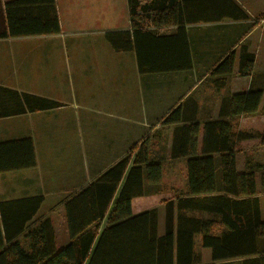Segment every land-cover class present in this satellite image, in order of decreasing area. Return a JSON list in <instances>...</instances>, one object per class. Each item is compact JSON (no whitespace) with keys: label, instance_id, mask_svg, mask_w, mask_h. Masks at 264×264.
Listing matches in <instances>:
<instances>
[{"label":"crops","instance_id":"crops-1","mask_svg":"<svg viewBox=\"0 0 264 264\" xmlns=\"http://www.w3.org/2000/svg\"><path fill=\"white\" fill-rule=\"evenodd\" d=\"M6 1L0 0V143L30 139L36 164L32 168L0 172V204H13L7 214L16 230L35 205L34 200L40 198L42 202L23 232L11 242L5 241L0 220L2 251L9 247L28 252L41 248L42 243L31 234L46 219L51 222L56 248L69 244L66 201L126 157L132 147H147V150L197 147L196 153L200 155L202 147L229 146L223 136L230 130L233 147H264L257 135L264 128V96L259 110L250 115L232 116L223 105L229 95L245 92L251 85V76L239 74L242 45L255 55L253 74L259 84H264V18L257 20L264 15V0H235L250 20L185 24L191 68L146 73L139 70L136 45L118 51L107 33L131 34L135 25L153 32L152 37L138 34L141 53L149 60L155 62L163 55L166 58L181 55V44L159 45L153 37L177 35L175 25L159 29L156 25L159 11L173 7L179 0H137L135 15L131 14L128 0H55L58 33L16 36L4 35L9 30ZM30 13L34 17L45 15L43 6L33 12L18 9L14 13L18 17L13 20L18 22ZM24 24L26 21L18 23L20 30L25 28ZM231 51L236 52L233 73L221 87L219 77L212 75V70ZM23 95L51 100L56 106L30 110L25 108ZM23 105L25 109L19 112ZM175 109L179 122L166 123V117ZM239 131L252 136L239 139ZM137 149L132 153L129 167ZM149 152L154 160H164L163 156L158 159ZM154 152L159 154L158 149ZM240 153L244 152L238 150L236 154L239 174L244 172L246 161L244 158L240 161ZM171 159L184 161L186 169L184 186L170 188L173 193L170 200L176 201L189 197L186 158ZM214 161L217 191L222 194L220 154L214 155ZM256 181L259 192V174ZM163 182V170L158 183H150L145 176L143 196L132 200L133 214L158 210L159 235L165 232L166 205L156 202L155 206H149L143 200L150 195L164 196ZM172 182L175 184V179ZM257 196L260 198V194ZM106 226L107 216L98 231ZM197 240L201 244V235H196L195 244ZM204 249L210 252V261L203 264H210L211 250ZM244 259L215 263L242 264ZM13 262H16L13 256L5 261L0 259V264Z\"/></svg>","mask_w":264,"mask_h":264},{"label":"trees","instance_id":"trees-1","mask_svg":"<svg viewBox=\"0 0 264 264\" xmlns=\"http://www.w3.org/2000/svg\"><path fill=\"white\" fill-rule=\"evenodd\" d=\"M131 14L135 15L137 0H128ZM43 6L45 15L27 14L18 22L13 20L18 10L33 12ZM6 18L9 30L5 36L53 34L60 31L55 0H7ZM158 15L157 29L177 26V35L153 36L159 45L181 44L183 52L160 61H151L141 53L138 34L151 36L152 31L136 28L133 32H109L107 38L118 50H127L136 45L139 70L142 73L158 70H183L191 68L185 24L199 22L213 23L223 19L234 21L250 20L249 14L235 0H179L173 7L162 9ZM173 17V19H172ZM262 15L257 20L263 19ZM26 21L20 30L18 23ZM157 32V31H156ZM156 35V33H155ZM169 57V56H168ZM236 52H229L212 70L224 87L233 73ZM255 55L241 46L239 74L251 76L250 88L242 93L229 95L223 101L232 116L256 113L264 96V84H259L253 74ZM25 108L43 110L56 106L44 98L23 95ZM22 109L19 111H23ZM222 105V107H223ZM264 110V104L263 108ZM178 109L172 111L165 122H179ZM264 146V128L257 133ZM239 139H247L252 133L238 132ZM233 134L223 136L227 147H172L171 158H186L187 195L189 197L170 200L165 209V232L158 233V210L156 208L139 214L132 212V200L144 194V178L150 183L162 179L161 160H154L147 147H132L122 160L117 162L97 180L66 201V217L70 243L61 249L55 246V235L49 219L43 220L31 234L42 243L41 248L30 252L21 248L2 251L0 259L16 258L11 264H202L195 251V237L201 235V246L211 250L210 264L223 260L245 258L242 264H264V215L258 194H264V164L246 159L243 173L236 171L238 147H233ZM20 146V147H19ZM138 148V149H137ZM138 150L133 165L129 167L132 153ZM220 154L223 177V191L219 194L215 179L214 155ZM36 164L34 147L30 139L0 143V172L32 168ZM260 177V191L257 189V175ZM121 185V186H120ZM111 210L109 207L118 191ZM35 205L16 230L7 209L13 204H0V220L3 223L5 241L11 242L19 236L26 222L39 209L42 199ZM205 214L209 217L199 216ZM107 216V226L98 231L100 223ZM1 231V230H0ZM0 239H2L0 232ZM1 246V245H0ZM39 247V246H38Z\"/></svg>","mask_w":264,"mask_h":264},{"label":"rangeland","instance_id":"rangeland-1","mask_svg":"<svg viewBox=\"0 0 264 264\" xmlns=\"http://www.w3.org/2000/svg\"><path fill=\"white\" fill-rule=\"evenodd\" d=\"M170 148L172 147H149V150L154 153V157H158V159H161V156L164 157V160L161 161L164 178V182L161 184V187L164 190V196L159 195V197L157 198L156 196L152 197L150 195L149 198L143 200V202L148 203L149 206H155V204H157L156 202H160V204L166 205L167 202L171 199V197H173V193L172 191H170V188L172 186H179L178 189H180V186H184L182 185L185 181L184 175L186 172V169L183 165L184 161L172 160L170 157ZM155 149H158V155H156V153L154 152ZM238 150H242L244 152L243 154H239L240 161L244 158V161L245 159H251L252 161H260L264 164V147H238ZM160 153H162V155ZM174 179L176 181L175 184H173L172 182V180ZM260 202L264 215V195L262 193H260ZM195 251L200 257L202 264L210 261V252L204 249L201 244L198 243V240L195 244Z\"/></svg>","mask_w":264,"mask_h":264}]
</instances>
